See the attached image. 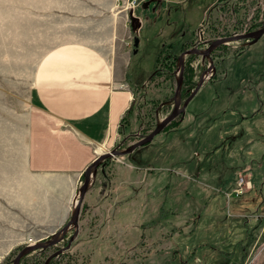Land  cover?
<instances>
[{"label": "rangeland", "instance_id": "rangeland-1", "mask_svg": "<svg viewBox=\"0 0 264 264\" xmlns=\"http://www.w3.org/2000/svg\"><path fill=\"white\" fill-rule=\"evenodd\" d=\"M263 27L264 0H0V264H264V35L204 54ZM70 42L97 47L133 93L104 153L127 150L173 111L184 51L198 54L183 57L180 107L204 84L186 108L196 121L185 110L150 143L103 160L77 224L71 215L41 227L32 210H5V138L32 116L45 121L35 74ZM240 175L252 185L234 195Z\"/></svg>", "mask_w": 264, "mask_h": 264}, {"label": "crops", "instance_id": "crops-1", "mask_svg": "<svg viewBox=\"0 0 264 264\" xmlns=\"http://www.w3.org/2000/svg\"><path fill=\"white\" fill-rule=\"evenodd\" d=\"M121 81L91 44L66 43L42 59L34 83L45 121L32 116L5 138V210L34 211L36 226L66 225L83 173L115 143L130 107L133 93Z\"/></svg>", "mask_w": 264, "mask_h": 264}, {"label": "water", "instance_id": "water-1", "mask_svg": "<svg viewBox=\"0 0 264 264\" xmlns=\"http://www.w3.org/2000/svg\"><path fill=\"white\" fill-rule=\"evenodd\" d=\"M132 26L134 28H139V23H138V18L132 17ZM264 35V27L251 32V33H247V34H242V35H238V36H233L230 38H224V39H220L218 41L213 42L208 49L206 50V52L204 53L205 56H209L210 52L215 49L217 46H219L220 44H225L226 41L228 40H247V39H259L261 36ZM139 45V38L136 37L135 38V42H134V47L135 50L138 48ZM191 54H198V51L195 49H191V50H186L184 51L182 54L179 55L178 57V63L180 65V68L177 69V71L180 72V79L177 82V87H176V92H175V96H174V100H176L175 106L173 111L167 116L165 117L158 125L157 127L148 135L145 136L144 138H142L139 142H137L136 144H134L133 146H131L130 148H128L125 151L122 152H118V151H110L107 153H103L100 154L96 157V159L87 167V169L85 170V174H84V181L83 184L80 188V192H79V198L78 201L76 202L75 205V209L73 211L71 220H70V224L74 223L75 225L78 222V217H79V211L81 209V205L83 203V199L85 196V193L89 187L90 184V171L94 168H96L103 160H105L108 157L111 156H116V155H127V154H131L132 152H134L137 148L144 146L148 143H150L157 135H159L172 121H174L179 114L183 113L187 107V105L189 104V102L191 101V99L197 94L198 90L201 88V86L204 84V79L201 78L197 87L195 88V90L191 93V95L188 97V99L185 101V103L183 104L182 108L179 105V101H178V97H179V93H180V89L182 86V78H183V57L186 55H191ZM67 226L63 228L62 230V234L66 231ZM60 234H55V238L59 237ZM35 246H28L26 248H24L18 255L17 257V262H19V259L28 251L33 249ZM18 264V263H17Z\"/></svg>", "mask_w": 264, "mask_h": 264}, {"label": "built area", "instance_id": "built-area-1", "mask_svg": "<svg viewBox=\"0 0 264 264\" xmlns=\"http://www.w3.org/2000/svg\"><path fill=\"white\" fill-rule=\"evenodd\" d=\"M134 5H136V1L133 2ZM238 183L236 187L233 188L232 193L234 195H241L246 192V187H250V182L246 180V178L243 175H240L238 177ZM230 195V194H228Z\"/></svg>", "mask_w": 264, "mask_h": 264}, {"label": "trees", "instance_id": "trees-1", "mask_svg": "<svg viewBox=\"0 0 264 264\" xmlns=\"http://www.w3.org/2000/svg\"><path fill=\"white\" fill-rule=\"evenodd\" d=\"M173 63H175V57H174L173 60H172V64H173ZM170 67H171V66H170ZM154 73L157 74V73H159V72H157V70H156ZM134 109H135V107H134ZM132 111H133V107H130V108L128 109V111L126 112L125 116L123 117L122 123L126 121L127 116H129L130 113H131ZM179 125H180V122L178 121L176 126H179Z\"/></svg>", "mask_w": 264, "mask_h": 264}, {"label": "bare ground", "instance_id": "bare-ground-1", "mask_svg": "<svg viewBox=\"0 0 264 264\" xmlns=\"http://www.w3.org/2000/svg\"><path fill=\"white\" fill-rule=\"evenodd\" d=\"M203 86V85H202ZM188 106V105H187ZM187 108V107H186ZM186 110V109H185ZM90 182H91V179H90ZM79 198V197H78ZM78 198H77V201H78Z\"/></svg>", "mask_w": 264, "mask_h": 264}]
</instances>
